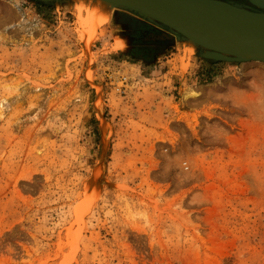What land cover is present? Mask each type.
Returning <instances> with one entry per match:
<instances>
[{
	"label": "rangeland",
	"instance_id": "obj_1",
	"mask_svg": "<svg viewBox=\"0 0 264 264\" xmlns=\"http://www.w3.org/2000/svg\"><path fill=\"white\" fill-rule=\"evenodd\" d=\"M68 1L0 0V264H264V63Z\"/></svg>",
	"mask_w": 264,
	"mask_h": 264
},
{
	"label": "water",
	"instance_id": "obj_2",
	"mask_svg": "<svg viewBox=\"0 0 264 264\" xmlns=\"http://www.w3.org/2000/svg\"><path fill=\"white\" fill-rule=\"evenodd\" d=\"M96 1L99 0H92ZM100 1L105 2L102 6L107 11L131 13L153 30L168 33L174 41L192 43L200 53L205 51L211 61L264 63V53L231 46L228 41H216L232 35L264 41V0H248L251 6L229 0ZM215 35L218 37L213 41Z\"/></svg>",
	"mask_w": 264,
	"mask_h": 264
},
{
	"label": "bare ground",
	"instance_id": "obj_3",
	"mask_svg": "<svg viewBox=\"0 0 264 264\" xmlns=\"http://www.w3.org/2000/svg\"><path fill=\"white\" fill-rule=\"evenodd\" d=\"M85 1L93 4L92 6L93 11L90 12L89 9L87 8V17L84 18L82 15V11L85 8L84 2H82V0H75V2L77 3L76 4V20L78 23V31L80 32L82 40L87 46V48H89V45L91 44L92 40L94 39L96 35L97 25L103 23L107 19V16L105 14H103L104 16L103 18L98 15H100L99 13H103L101 10H104V11H107V10H105L102 6L103 4H105L104 1H100V0L96 2H92V0H85ZM65 5L69 8L72 7V5L70 4V1H66ZM127 14L129 15L130 13H127ZM97 19L101 23L96 22ZM217 37L218 35H215L214 39L212 40L215 41ZM205 38H212V37L205 35ZM216 41L218 42L228 41L230 42L229 45L231 46H237L241 49L249 50L252 52L264 53V41L258 38L255 39L253 37H249L245 35H239L238 37H236L232 35V36H225V37L217 38ZM126 44H127L126 40L124 39L117 40L118 46L123 47ZM187 44L190 46H193L192 43H187ZM198 96H199V92L193 88L186 89L183 92L184 101H187L191 98H197Z\"/></svg>",
	"mask_w": 264,
	"mask_h": 264
},
{
	"label": "trees",
	"instance_id": "obj_4",
	"mask_svg": "<svg viewBox=\"0 0 264 264\" xmlns=\"http://www.w3.org/2000/svg\"><path fill=\"white\" fill-rule=\"evenodd\" d=\"M160 34H161V36H164L163 33H160ZM165 36H167V35H165Z\"/></svg>",
	"mask_w": 264,
	"mask_h": 264
}]
</instances>
